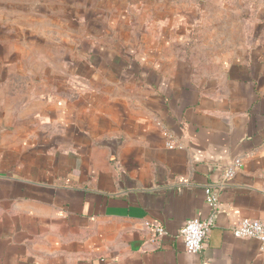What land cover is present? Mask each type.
Returning a JSON list of instances; mask_svg holds the SVG:
<instances>
[{
  "label": "crops",
  "instance_id": "crops-1",
  "mask_svg": "<svg viewBox=\"0 0 264 264\" xmlns=\"http://www.w3.org/2000/svg\"><path fill=\"white\" fill-rule=\"evenodd\" d=\"M181 3L0 0V264H264L230 232L264 223V28L198 65ZM34 35L69 53L72 88L33 87ZM239 157L205 250L186 253L180 228L211 215L204 188Z\"/></svg>",
  "mask_w": 264,
  "mask_h": 264
},
{
  "label": "rangeland",
  "instance_id": "rangeland-1",
  "mask_svg": "<svg viewBox=\"0 0 264 264\" xmlns=\"http://www.w3.org/2000/svg\"><path fill=\"white\" fill-rule=\"evenodd\" d=\"M180 2L182 3L178 4V25L175 21L172 22L178 26L179 32L184 34L178 37V42L182 43V39H187L186 46L193 50L192 56L200 62L198 65H203L204 60L236 55L250 46L258 37V30L264 28V0H194L192 5L187 4L188 17L185 14V0ZM37 22L39 24L36 27H44L42 31H45V20ZM56 38L48 42L49 46L58 43ZM58 38L61 41L63 36ZM75 38H78L77 35ZM24 39L26 44L38 50L32 53V66L26 68L28 78H31L36 91L44 93L45 88L53 92L58 91L57 86L52 84L60 81L61 77L65 87L72 88V80H68L72 73L68 43L65 44L68 53L65 55L58 51H45V35ZM64 48L65 46H61L62 50Z\"/></svg>",
  "mask_w": 264,
  "mask_h": 264
},
{
  "label": "built area",
  "instance_id": "built-area-1",
  "mask_svg": "<svg viewBox=\"0 0 264 264\" xmlns=\"http://www.w3.org/2000/svg\"><path fill=\"white\" fill-rule=\"evenodd\" d=\"M171 143L169 144V147ZM243 166V159L236 158L230 163L221 175V179L204 188L203 195L205 203L211 210V215L206 219L194 218L186 221L178 232L183 250L190 255L203 253L211 229L215 225V216L219 211V196L228 183L233 180L235 174ZM151 232L152 240L156 241L165 234L164 229L155 223L144 224ZM233 237L238 239H255L260 243V250L264 251V223L259 220L241 219L230 227Z\"/></svg>",
  "mask_w": 264,
  "mask_h": 264
}]
</instances>
